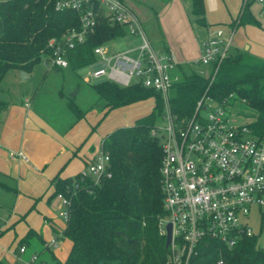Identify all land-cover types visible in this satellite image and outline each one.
I'll use <instances>...</instances> for the list:
<instances>
[{
	"label": "trees",
	"instance_id": "16d2710c",
	"mask_svg": "<svg viewBox=\"0 0 264 264\" xmlns=\"http://www.w3.org/2000/svg\"><path fill=\"white\" fill-rule=\"evenodd\" d=\"M55 0H0V84L7 71L30 72L34 65L50 53L46 40L71 27H78V16L73 10L58 11ZM250 0H242L236 15L229 22L238 25L259 21L250 11ZM195 21L204 22V0H191ZM156 13V12H155ZM126 30L117 25L99 23L96 32L88 35L83 44L68 51L70 68L75 70L94 61L93 47ZM181 75L170 89L168 102L171 112L179 119L190 117L196 101L205 93L221 100L233 93L251 109H239L256 135L264 132V59L245 50H230L219 63L215 74L191 71ZM95 94L93 102L81 108L68 97V107L83 118L90 109L108 110L152 97L151 111L135 119L131 125L117 126L105 133L100 142L101 152L108 161L97 178L77 171L73 175H53L50 180L53 195L61 194L68 200L66 219L59 236L70 241L64 260H59L46 242L50 260L31 264H164L167 248L159 233L160 218L164 215L160 188L161 144L151 135L157 115L163 107L161 95L140 83L126 86L109 80L89 84ZM79 91V89L77 88ZM7 102L0 101V110ZM90 158L83 157L87 166ZM264 227L251 236H243L232 248L218 241L207 240L189 264H264V249L260 236ZM3 231H0L2 234ZM34 235L29 228L17 243L27 244ZM56 240V238H55ZM0 264H4L0 261Z\"/></svg>",
	"mask_w": 264,
	"mask_h": 264
},
{
	"label": "built area",
	"instance_id": "2783aa9c",
	"mask_svg": "<svg viewBox=\"0 0 264 264\" xmlns=\"http://www.w3.org/2000/svg\"><path fill=\"white\" fill-rule=\"evenodd\" d=\"M258 1L264 4V0ZM54 8L75 11L79 26L46 40L50 53L43 63L49 67L69 68L68 51L83 44L101 22L126 30L124 36L116 37L139 39L132 47L112 53L106 43L115 37L98 44L93 47L94 61L79 69L84 83L101 77L122 86L140 83L162 97L163 107L150 133L162 149L160 188L165 213L160 218V235L165 239L166 225L171 228L164 264H189L191 255H197L207 240L229 249L243 236L253 235L263 218L264 132L256 135L238 110L231 109L240 98L230 93L216 100L204 93L190 117L179 119L168 102L171 86L180 77L179 63L169 49L156 48L149 41L142 22L124 0H55ZM231 40V33L225 34L223 27H213L201 40L199 55L192 63L209 67L214 75L230 52ZM8 155L26 160L20 151ZM107 161V153L99 151L82 172L97 178ZM57 197L68 205L61 194ZM252 209L261 213L255 232L248 222ZM59 215L65 221L66 210ZM50 244L55 246L54 237ZM260 244L264 249V228ZM25 249L18 247L20 253ZM36 258L33 253L29 260L17 257L11 264H31Z\"/></svg>",
	"mask_w": 264,
	"mask_h": 264
},
{
	"label": "rangeland",
	"instance_id": "374dc122",
	"mask_svg": "<svg viewBox=\"0 0 264 264\" xmlns=\"http://www.w3.org/2000/svg\"><path fill=\"white\" fill-rule=\"evenodd\" d=\"M164 0H124V2L137 14L138 18L142 22L143 30L146 33L147 38L150 42L154 43L156 48L162 46L163 27L162 24L166 23V18L164 17L161 21L162 2ZM172 1V5L176 8V11L185 10L189 15V18H193L190 12L191 0H169ZM242 1V0H240ZM205 4V14L207 12L206 3ZM156 12V13H155ZM164 13V12H163ZM175 15V10L171 9L170 12ZM173 20V16H170ZM223 28H228V24H222ZM139 43L138 38L131 36L125 37H115L106 43L109 52L123 51L133 45ZM194 64V65H192ZM184 73L188 74L191 71H196L198 73L207 74L209 67L202 66L200 64L191 63V65H182ZM180 72V71H178ZM83 70L82 69H56L49 67L47 64L40 61L36 63L31 71L28 73L26 78H20V73L18 70H9L3 77L0 84V101L9 103H16L17 99H21L22 94L27 95L31 104L28 106L33 112V117L40 121L55 140L64 142L66 140L68 143L73 142L75 139L81 138V143H79V148L82 146L83 151H89V146L94 147V152L96 155L100 150V142L103 135L117 126L121 125H131L134 123L135 119L148 113L153 109L154 99L152 97L140 99L130 104L121 105L108 110L106 113L101 112V110L90 109L85 117L76 119L75 114L68 107V97L72 92L79 89L74 97V102L81 108H87L95 98L94 92L91 90L90 85L84 83L81 79ZM181 75V73H180ZM103 77L94 80L97 82L102 80ZM18 106L24 107L23 104L18 103ZM233 111L239 109L244 110V112H251L247 106L242 102L238 101L231 108ZM241 115L242 113L239 112ZM76 119V120H75ZM73 121H75L73 128ZM79 121V123H77ZM46 123V125H45ZM71 126L72 129L70 128ZM71 130H70V129ZM75 129V133L72 130ZM70 131V132H69ZM65 134L68 133V137L64 138ZM79 142V141H78ZM77 144V143H75ZM92 144V145H91ZM71 145V144H70ZM75 150V148H74ZM81 151V149H79ZM49 148L46 146L42 147L36 151V157L42 158L48 156ZM3 158L8 159L0 152ZM59 157L54 158L47 168L45 167L43 171H35L32 168L33 163L28 164L29 171L24 172L17 171L19 173H14L10 175L14 178L12 181L13 186L18 185V180L21 178L22 173L23 181L22 187L26 192L22 196L18 195L15 190H5L0 188V219L6 216L9 211H14L16 215L25 216V221L22 220L18 222L17 226L20 228L25 227L26 223L35 228L44 237H46V242L50 241L52 236V230L48 222H44L43 214L52 217L57 214V219L55 224L58 225V229L61 230L64 226L63 217L58 214L59 211L66 210V206L61 203L60 198L57 195H53L48 198L49 194L52 192V187H49V181L47 179L48 167H53L54 163ZM18 158H16L17 160ZM85 162L82 159L72 160L67 169L69 170V175H73L77 171H84L86 168ZM19 175V176H18ZM93 176V175H92ZM11 177V178H12ZM18 180L16 182V179ZM94 177V176H93ZM12 178V180H13ZM11 180V179H10ZM31 210L28 211V208ZM13 208V209H12ZM263 221L264 224V207L262 208ZM59 215V216H58ZM249 224L254 230H257L261 213L255 209L250 212L248 216ZM4 223L0 220V231H4ZM13 232V231H12ZM9 234V229L0 236V252L12 253L15 249L17 243L12 241L13 234ZM66 240L61 237L57 240V245L50 247L51 250L59 252L62 251L63 254L66 251ZM19 245L18 247H20ZM26 248V247H25ZM27 252L25 255H29ZM12 260L9 264H11ZM34 264V263H33Z\"/></svg>",
	"mask_w": 264,
	"mask_h": 264
},
{
	"label": "crops",
	"instance_id": "0c3cea01",
	"mask_svg": "<svg viewBox=\"0 0 264 264\" xmlns=\"http://www.w3.org/2000/svg\"><path fill=\"white\" fill-rule=\"evenodd\" d=\"M162 3V8L160 9H164L160 16L162 21L163 14H165L164 17L166 18V23L162 24L164 38L162 39V46L160 48L169 49L179 64L191 65L199 55L201 40L207 36L209 30L213 27H222V24L229 25L231 19L238 12L242 1L205 0L207 12L204 16L203 23L195 21V16L191 12V5L190 12L193 18H189V15L185 10L177 12L176 8L171 4L172 1L169 2V0H164ZM249 8L252 15L259 21L260 26L254 24L238 25L232 29L230 27L224 28V32L227 35L231 33L232 40L230 50H245L264 59V4L258 0H250ZM171 9L175 10V15L170 13ZM170 16H173V20ZM31 71L28 73H31ZM21 97L20 100H16V103H11V105L7 103L6 107L0 110V152L8 157V159L3 158L0 154V188L5 190L13 189L15 192H18L19 196H22L23 193L26 192L22 187V179L26 175V172L29 171L28 164L33 163L32 168L37 172L43 171L45 167L47 168L50 163H53L52 160L54 158L59 157L54 163V166L48 167L46 172L49 181V189L52 187L50 185V180L53 175L59 173V176L63 177L70 174L67 167L72 160H83V157H89L91 159L96 154L93 146L88 147L89 151L82 152L83 147L81 146L79 148V143H81L82 140L81 138L77 140L75 139L70 143L66 140H63L64 142H61L58 139L55 140L52 134L44 129L45 127L43 124L33 117V112L30 109L28 110V106L31 104L29 100L30 98L28 99V96L24 94H22ZM18 103L23 104L24 107L21 105L18 106ZM74 123L75 121H73V126ZM77 123H79V121ZM73 126L70 128L72 129ZM77 126L78 124L73 128L76 129ZM75 129L72 130L73 132H71V134L75 133ZM65 133L66 132H64V134ZM65 136L68 137V133L64 135V138H66ZM46 146L49 148L48 156L42 158H38V156L36 157V151L42 147L45 148ZM79 149H81V151H79ZM9 151L22 152L26 156V160L19 156L9 157ZM16 158L18 159L16 160ZM17 171L24 172V176H22L21 173V178L19 180L17 177L16 182L18 180V185L15 187L12 184L14 178L10 175L19 173ZM75 171L79 170L76 169ZM29 210H31L30 207L28 208V211ZM56 215L57 214L50 217L43 214L44 222H48L52 230L50 240L53 237L56 238L55 246L57 245L58 238H61V236H59L60 230L58 229V225L55 224V220L57 219ZM24 218V215L18 216L14 211H9L6 213L5 217L0 219L1 222L4 223L3 227L5 228L2 234L5 233L7 229H9L10 235L13 231L12 241H15L16 243L21 237H23L29 228L34 231V235L30 238L29 242L23 244V246L26 247L23 253L18 251V243L12 253L0 252V261L4 264H9L11 260L17 259V257L27 261L33 253L37 255L36 261L40 258H43L45 261L50 260L51 258L49 250H43L42 248V244L47 240L46 237L28 223L22 228L17 226L18 222L22 220L25 221ZM2 234H0V236ZM65 240L67 243L64 254L62 251L56 252L51 250L59 260L65 259L70 247V241L66 238ZM46 243L49 247H54L50 244V241ZM27 252H30V254L25 255Z\"/></svg>",
	"mask_w": 264,
	"mask_h": 264
},
{
	"label": "water",
	"instance_id": "95a60500",
	"mask_svg": "<svg viewBox=\"0 0 264 264\" xmlns=\"http://www.w3.org/2000/svg\"><path fill=\"white\" fill-rule=\"evenodd\" d=\"M19 73H20V78L23 79V78H26L27 77V73L25 71L20 70ZM76 92H77V90H75L74 92H72L71 96H74L76 94ZM170 230H171L170 224H167L166 225V231H167V233H166V237L164 239V245H165V247H167V245L170 242Z\"/></svg>",
	"mask_w": 264,
	"mask_h": 264
}]
</instances>
